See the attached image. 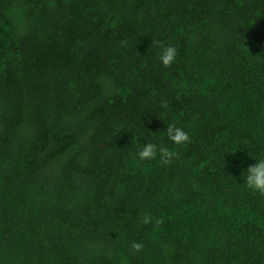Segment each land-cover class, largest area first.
Instances as JSON below:
<instances>
[{
    "label": "trees",
    "instance_id": "obj_1",
    "mask_svg": "<svg viewBox=\"0 0 264 264\" xmlns=\"http://www.w3.org/2000/svg\"><path fill=\"white\" fill-rule=\"evenodd\" d=\"M261 156L264 0H0V264H264Z\"/></svg>",
    "mask_w": 264,
    "mask_h": 264
},
{
    "label": "clouds",
    "instance_id": "obj_2",
    "mask_svg": "<svg viewBox=\"0 0 264 264\" xmlns=\"http://www.w3.org/2000/svg\"><path fill=\"white\" fill-rule=\"evenodd\" d=\"M178 51L173 45H161L160 52L158 54V60L160 64L168 68L177 62ZM166 107V104L164 105ZM163 134L167 139L176 146L186 145L190 142L189 134L182 128L177 126L175 123H169L166 126V130ZM150 139L145 138L144 144H135L137 149L136 157L139 161H151L159 158V161L163 165L170 164L176 157L177 152L174 149H170L167 145H158L157 143L148 142ZM254 159V158H253ZM255 163L249 165L246 169L241 172L243 185L261 195H264V156L254 159ZM220 163H224L223 157ZM154 217L150 213H144L141 217L140 222L144 225L153 223ZM155 223L159 224L160 221L156 220ZM144 248L142 242H133L130 246V250L134 253H139Z\"/></svg>",
    "mask_w": 264,
    "mask_h": 264
}]
</instances>
